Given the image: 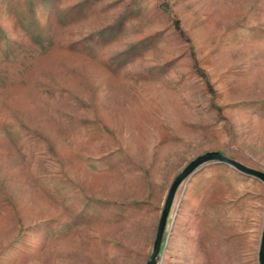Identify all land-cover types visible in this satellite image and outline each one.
Listing matches in <instances>:
<instances>
[{
  "label": "rangeland",
  "instance_id": "rangeland-1",
  "mask_svg": "<svg viewBox=\"0 0 264 264\" xmlns=\"http://www.w3.org/2000/svg\"><path fill=\"white\" fill-rule=\"evenodd\" d=\"M212 150L264 172V0H0V264H146ZM263 228L206 161L156 264H260Z\"/></svg>",
  "mask_w": 264,
  "mask_h": 264
},
{
  "label": "water",
  "instance_id": "water-1",
  "mask_svg": "<svg viewBox=\"0 0 264 264\" xmlns=\"http://www.w3.org/2000/svg\"><path fill=\"white\" fill-rule=\"evenodd\" d=\"M210 160H216V161L228 164L243 173L249 174L251 176H254L264 181L263 171L246 166L242 164L241 162L233 158H230L228 155L221 153L220 151H217V150L206 151L196 156L174 178L173 182L171 183L169 187V190H168L165 202H164V206L161 211V215L159 217L156 236H155L154 245H153V251L151 255L149 256L148 260L146 261V264H156V257L160 249V243H161L162 235H163V232L166 226L167 217H168L169 210L172 204V200H173V197H174V194H175V191L178 185L193 169H195L200 164L205 163L206 161H210ZM258 252H259V263L264 264V228L261 234Z\"/></svg>",
  "mask_w": 264,
  "mask_h": 264
}]
</instances>
